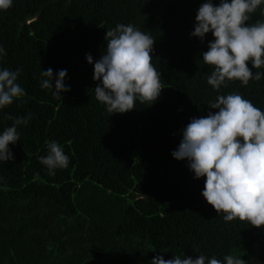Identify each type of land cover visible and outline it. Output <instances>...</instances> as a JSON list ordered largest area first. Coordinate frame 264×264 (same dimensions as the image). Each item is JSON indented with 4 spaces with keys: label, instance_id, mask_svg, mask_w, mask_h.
<instances>
[{
    "label": "trees",
    "instance_id": "trees-1",
    "mask_svg": "<svg viewBox=\"0 0 264 264\" xmlns=\"http://www.w3.org/2000/svg\"><path fill=\"white\" fill-rule=\"evenodd\" d=\"M203 2L12 0L0 10V70L21 69L16 82L26 93L0 109V134L30 117L9 145L14 159L0 161V264H151L156 255L201 254L264 264V225L226 222L202 196L205 178L171 155L191 118L218 111L209 103L219 95L238 93L264 112V77L219 90L208 84L214 66L202 54L214 37L190 35ZM258 21L264 3L247 23ZM121 23L154 39L151 62L164 88L151 105L137 100L111 114L95 97L93 64L106 53V32ZM48 68L53 84L67 70L61 97L41 87ZM51 141L69 156L54 175L38 160Z\"/></svg>",
    "mask_w": 264,
    "mask_h": 264
},
{
    "label": "clouds",
    "instance_id": "clouds-1",
    "mask_svg": "<svg viewBox=\"0 0 264 264\" xmlns=\"http://www.w3.org/2000/svg\"><path fill=\"white\" fill-rule=\"evenodd\" d=\"M264 0H205L195 15L194 29L190 35L203 41L209 32L214 37L203 52L205 64L214 66L208 84L219 90L226 82L238 80L248 85L250 80L264 77V22L248 24L250 14ZM12 6V0H0V10ZM106 53L93 64V57L86 53L88 63L93 64V80L96 99L105 104L109 113H125L142 104H153L164 88L160 72L152 64L154 39L132 24H117L105 35ZM6 55L0 46V59ZM21 69L0 70V109L23 97L25 90L16 82ZM67 70L56 73L48 68L41 75V87L60 93L69 91L64 79ZM53 87L55 91H52ZM218 109L207 116L191 118L183 129V138L178 148L171 153L177 160H187L194 178L204 177L202 196L217 214L223 212L226 222L239 218L255 227L264 225V112L238 93L219 95L209 103ZM8 119H12L11 116ZM30 117H17L12 126L0 134V161L14 159L10 144L19 141L18 125H27ZM48 154L38 157L46 166L49 175L56 169L69 165V156L62 146L51 141ZM222 264V261L204 255L174 256L164 259L161 255L152 258L151 264ZM223 264H246L238 256L227 255Z\"/></svg>",
    "mask_w": 264,
    "mask_h": 264
}]
</instances>
